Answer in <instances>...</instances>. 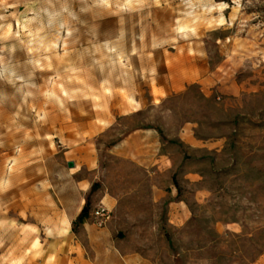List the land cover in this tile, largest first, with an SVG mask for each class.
Masks as SVG:
<instances>
[{
    "label": "rangeland",
    "instance_id": "1",
    "mask_svg": "<svg viewBox=\"0 0 264 264\" xmlns=\"http://www.w3.org/2000/svg\"><path fill=\"white\" fill-rule=\"evenodd\" d=\"M101 193L126 259L264 264V0H0V264H55Z\"/></svg>",
    "mask_w": 264,
    "mask_h": 264
},
{
    "label": "crops",
    "instance_id": "2",
    "mask_svg": "<svg viewBox=\"0 0 264 264\" xmlns=\"http://www.w3.org/2000/svg\"><path fill=\"white\" fill-rule=\"evenodd\" d=\"M93 161V151L90 148H86L84 155L79 151H72L71 157L65 162L66 167L67 163L71 162L74 168L69 172L70 176L73 178L70 179L69 187L73 188L74 193L81 194L80 200L75 204L73 209L74 213L70 221V231L73 223L77 220L80 212L85 206L86 199L91 189L89 184H85L78 180V173L83 170H91ZM91 199L93 200L94 196H92ZM93 201L96 205L93 211L97 207H103L107 209L110 214L111 210L117 205V200L109 193L96 195ZM93 211H91L90 214L92 220ZM105 225L106 224L102 227H98L100 229H94L86 225L81 227V235H85V242L76 241L58 245V247H60L58 250L61 251V254L56 256L57 259H55V264H150L148 261L139 260L138 258L126 259L117 245L107 238L111 232ZM99 237L103 238V240L98 241Z\"/></svg>",
    "mask_w": 264,
    "mask_h": 264
},
{
    "label": "built area",
    "instance_id": "3",
    "mask_svg": "<svg viewBox=\"0 0 264 264\" xmlns=\"http://www.w3.org/2000/svg\"><path fill=\"white\" fill-rule=\"evenodd\" d=\"M92 217L94 220V224L98 227L103 226L110 220V212L103 208V207H97L92 212Z\"/></svg>",
    "mask_w": 264,
    "mask_h": 264
},
{
    "label": "trees",
    "instance_id": "4",
    "mask_svg": "<svg viewBox=\"0 0 264 264\" xmlns=\"http://www.w3.org/2000/svg\"><path fill=\"white\" fill-rule=\"evenodd\" d=\"M87 206H88V201L86 200L85 206L83 207L82 211L80 212V214L77 218V221L80 222L84 218V216L86 215Z\"/></svg>",
    "mask_w": 264,
    "mask_h": 264
},
{
    "label": "water",
    "instance_id": "5",
    "mask_svg": "<svg viewBox=\"0 0 264 264\" xmlns=\"http://www.w3.org/2000/svg\"><path fill=\"white\" fill-rule=\"evenodd\" d=\"M67 167H68V168H72V167H73V163L68 162V163H67Z\"/></svg>",
    "mask_w": 264,
    "mask_h": 264
}]
</instances>
